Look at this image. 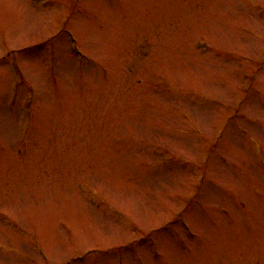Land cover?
Instances as JSON below:
<instances>
[{
    "label": "rangeland",
    "instance_id": "374dc122",
    "mask_svg": "<svg viewBox=\"0 0 264 264\" xmlns=\"http://www.w3.org/2000/svg\"><path fill=\"white\" fill-rule=\"evenodd\" d=\"M0 264H264V0H0Z\"/></svg>",
    "mask_w": 264,
    "mask_h": 264
}]
</instances>
